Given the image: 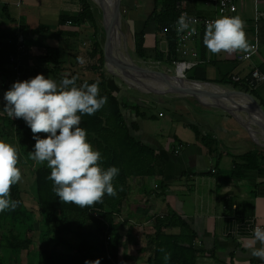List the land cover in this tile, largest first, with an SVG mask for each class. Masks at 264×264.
<instances>
[{
	"label": "crops",
	"instance_id": "crops-1",
	"mask_svg": "<svg viewBox=\"0 0 264 264\" xmlns=\"http://www.w3.org/2000/svg\"><path fill=\"white\" fill-rule=\"evenodd\" d=\"M114 1L118 3L121 33L130 57L132 54L138 58L135 36L141 37L146 53L152 55L157 51L165 55L168 51L166 32L156 24L162 11L161 0ZM258 2L259 9L264 12V0ZM86 5L94 22L88 16L79 23L71 22ZM97 7L93 0H0V110L5 106L4 93L14 77L22 82L42 74L59 83L63 78L74 76L79 86L85 82L89 84L97 78L102 52L107 89L126 100L130 109L138 108L140 118L134 110L127 109L124 119L129 126H135L133 137L150 149L156 159L153 175L132 187L122 205L121 215L127 223L119 226L117 264H148L153 257L151 240L156 219L185 223L186 229L176 223L162 229V235L179 238L183 242L180 245L185 247L190 240L187 233L194 236L191 245L195 264H264L251 256L253 249L261 247L260 242L254 240V228L264 229V157H259V161L241 160L250 153L264 156V136L259 130L252 136L247 131L249 128L241 126L232 116L202 101L191 97L159 99V95H146L109 74L106 43L103 42L106 31L103 15ZM202 16L212 17L213 14ZM262 26L264 19L259 23V52L249 63H236L240 51L234 53V58L221 52L210 60L207 50L206 61L200 60L201 65H217L221 75L231 77L245 76L252 69L259 71L264 63ZM252 33L254 36V24ZM18 44L24 46V54L22 64L15 68L9 63ZM49 50L58 53V73L52 74L50 63L44 61ZM139 60L143 64L140 66L155 72L146 65L154 61ZM160 66L168 68L163 63ZM215 81L206 82L216 84ZM254 92L258 97L255 102L259 105L261 101L264 105V84ZM161 106L173 114L166 115V109ZM261 109L264 113V106ZM149 111L156 113L148 114ZM0 116L8 118L6 113ZM241 117L253 124L246 115ZM8 123H5L7 129ZM17 125L19 133H12L13 138L5 142L18 148L19 164L23 165L21 141L27 142L29 152L35 141L22 119ZM38 135L43 138L47 134ZM39 168L49 169L46 163L36 169L20 168L22 182L17 185L25 183L31 189L34 172ZM29 190L26 196H30ZM21 193L24 195L22 190ZM45 244L37 243V250ZM75 248L64 250V246L63 250L74 253ZM34 257L33 254L30 258Z\"/></svg>",
	"mask_w": 264,
	"mask_h": 264
},
{
	"label": "trees",
	"instance_id": "trees-1",
	"mask_svg": "<svg viewBox=\"0 0 264 264\" xmlns=\"http://www.w3.org/2000/svg\"><path fill=\"white\" fill-rule=\"evenodd\" d=\"M182 2H186L188 11L194 13V7L200 0H161L162 11L156 18V24L158 28L166 32L167 53L165 55L157 51L152 55L146 53L143 50L141 37L135 36V51L139 59L144 61L150 59L166 64L168 67L174 65L178 58L174 53L176 40L173 25L179 18V5ZM85 16L94 22L88 5L83 6L82 13L71 22L84 21ZM261 34V39L264 40V26L261 27ZM195 49L199 60L205 62L207 48L203 45V36L196 42ZM16 54L15 50L13 55ZM44 61L50 63L52 74L58 73L60 63L55 50L47 51V58ZM104 62L105 58L101 52L97 78L91 83L99 82L100 95L107 97V103L94 115L82 116L80 127L87 131L88 142L102 154L101 166L104 169L112 166L119 169L118 176L113 180L117 195L114 197L106 195L101 203L90 207L81 208L75 204H66L61 202L53 191L52 181L48 179L51 170L45 168L35 170L33 175L35 190L33 191L37 214L33 210L28 212L25 210L18 185H13L11 188V199L18 202L17 208L14 211L0 214V241L2 240L0 264H29L32 259L30 254L33 252H35L33 259L36 260V264H85L86 260L95 261L97 259L101 261V264H117L120 235L119 225L114 222L113 216L121 215L122 205L131 193L132 187L140 183L142 179L153 175L156 159L150 149L133 137L136 128L134 125L129 126L124 119V110L127 109L134 110L136 117L140 118L138 108L130 109L126 100L114 96L107 89L106 78L102 72ZM259 71L264 74V63L259 66ZM72 77L74 76L66 78L71 79ZM204 79L203 76L195 80L206 82ZM76 83L79 87L77 79ZM215 83L231 87L234 91L249 94L253 99H258L254 90H250L245 85L233 83L231 76L220 74ZM159 99H163L162 96L159 95ZM259 103L260 107L264 106L261 101ZM6 122L10 124L8 129L5 126ZM18 123L10 117L5 119L0 116V140L12 139L14 132L18 134ZM259 157L264 156L250 153L243 156L241 160L259 161ZM91 212L97 213L101 220L92 217ZM176 223L181 228L185 226V223L180 220L176 222L173 219H156L155 234L151 240L153 257L148 264H195V252L191 245L194 236L187 233L190 240L185 243V247L180 245L183 242L179 238L162 235V229L175 226ZM106 230H109L108 234L111 237L107 245L105 243ZM34 238L38 239L37 243H46L45 246L35 251ZM72 242L76 244L73 245ZM64 246H66L64 250L76 247L74 253L65 252ZM166 254L170 256L167 261L164 259Z\"/></svg>",
	"mask_w": 264,
	"mask_h": 264
},
{
	"label": "clouds",
	"instance_id": "clouds-1",
	"mask_svg": "<svg viewBox=\"0 0 264 264\" xmlns=\"http://www.w3.org/2000/svg\"><path fill=\"white\" fill-rule=\"evenodd\" d=\"M198 21L182 13L176 21V31L196 34ZM245 21L239 16H223L207 23L203 45L212 54L221 52L247 53L250 44L246 38ZM5 106L0 114L22 119L30 129L35 144L29 157L36 164H45L51 170L48 179L59 200L81 208L101 203L104 197H114L117 190L113 180L119 169H104L102 154L87 140V131L80 127L84 115H94L107 103L100 95L99 82L76 86V77L57 81L38 74L34 78L15 82L4 93ZM47 134L43 138L38 135ZM18 148L0 140V214L14 211L18 202L11 199V188L22 182ZM255 241L261 247L251 256L264 262V229L254 230ZM161 251H164L161 249ZM165 261L170 259L164 256ZM85 264H101L99 259Z\"/></svg>",
	"mask_w": 264,
	"mask_h": 264
},
{
	"label": "water",
	"instance_id": "water-1",
	"mask_svg": "<svg viewBox=\"0 0 264 264\" xmlns=\"http://www.w3.org/2000/svg\"><path fill=\"white\" fill-rule=\"evenodd\" d=\"M95 1L103 15L109 74L146 95L197 99L232 116L241 126L249 128L247 131L252 136H254L253 132L257 134L258 130L264 136V113L251 96L240 92H229L214 83L155 74L156 72L153 73L148 68L140 66L141 63H135L127 51V45L121 33V14L117 1ZM241 115H246L253 124L245 121Z\"/></svg>",
	"mask_w": 264,
	"mask_h": 264
},
{
	"label": "built area",
	"instance_id": "built-area-1",
	"mask_svg": "<svg viewBox=\"0 0 264 264\" xmlns=\"http://www.w3.org/2000/svg\"><path fill=\"white\" fill-rule=\"evenodd\" d=\"M207 7H211L213 11V16H202L194 13H190L187 9V3L182 2L179 5V16L182 13H187L188 16L196 18L198 23L194 25L196 28V34L189 35L187 31L184 33H180L176 31V22L174 24V35L176 40V46L174 49V53L177 55V61L174 63L172 67L168 68H161L160 63H148L152 66H149L151 70H155L158 72L162 70L163 74L175 76L180 79H186V72L192 70L202 64L199 60L198 53L196 51L195 44L201 36H204L207 23L210 21H214L219 19L223 16L233 17L237 15V1L238 0H200ZM264 19V12L259 9V2L258 0H253V24H254V36L252 37V42L250 44V50L245 53L240 51L236 55V63L239 65L249 63L252 58L258 54L260 49V42H259V23ZM189 45H192L193 49L189 48ZM24 54V46L21 44L17 45V54L15 57L10 59V65L17 68L22 64V55ZM153 67V68H152ZM231 81L233 83L242 84L248 87L250 90H255L264 84V75L259 72L257 69L250 70L245 76H232ZM15 82H20L18 77H14L11 82L9 89L11 88L12 84ZM12 119V118H11ZM15 123H18L19 119H12ZM156 187V186H155ZM91 216L100 219L99 215L95 212H91ZM114 222L119 226L125 225L127 220L124 219L122 215H114L113 216ZM260 227H255V229ZM109 230L105 232V243L106 245L111 241V237L108 234Z\"/></svg>",
	"mask_w": 264,
	"mask_h": 264
},
{
	"label": "rangeland",
	"instance_id": "rangeland-1",
	"mask_svg": "<svg viewBox=\"0 0 264 264\" xmlns=\"http://www.w3.org/2000/svg\"><path fill=\"white\" fill-rule=\"evenodd\" d=\"M93 2H96L95 0H93ZM98 6V5H97ZM97 9L99 11H101V9L99 8V6L97 7ZM237 9H238V12H237V15L236 16H239L243 21H245V33H246V38L247 40H249V38H252L253 36V24H252V18H253V0H238L237 1ZM102 13V11H101ZM194 13L196 14H200V15H212L213 14V11L211 10V7H207L206 4H204L203 2H199L195 5V10H194ZM106 43V40L103 41ZM158 42L160 43V41L158 40ZM106 46V44H105ZM189 48L192 49V45H189ZM195 48V47H194ZM130 49V48H129ZM132 51H130L131 53ZM234 53H228V58H234ZM218 54H212L209 52V58L210 60L214 59V58H217ZM131 59L136 63L140 62V60L136 57H134L132 54H131ZM142 64V63H141ZM143 65V64H142ZM145 65V64H144ZM147 66H152L151 64L149 65L148 63H146ZM207 67H210L207 68ZM153 68V67H152ZM163 68V67H161ZM222 68V67H221ZM220 68V69H221ZM216 70V71H215ZM155 73V72H154ZM155 74H163L162 70L156 72ZM203 74V75H202ZM221 74L220 70L217 69V65H214V64H208L207 66L204 64V65H200L192 70H189L186 72V79H189V80H193L195 81V79H198V78H203L204 76V80L206 81H209V82H212V81H215L218 79V76ZM213 75V76H212ZM212 76V77H211ZM224 89H226L227 91L229 92H232V93H236L238 91H234L231 87H228V86H224L222 87ZM165 108V106H161V108ZM165 114L166 115H172L173 112L170 111V109L168 108H165ZM160 110V109H158ZM157 111V109H156ZM153 113H156L155 111H149L148 114H153ZM21 147H22V156L24 157L25 159V162L23 163V165H20L18 164V167L21 168V169H27V168H33L36 169L38 166H40L41 164H36L34 161H32L29 157V148H28V145H27V142L25 140L21 141ZM25 184V183H24ZM21 185L19 188H20V191L22 190V192L24 193V195H22V198L24 199V208L25 210L28 212L29 210H33V212H35V214H37V207L35 205V194H34V182H33V186L32 188L30 189V186L28 185ZM19 186V185H18ZM30 189V190H29ZM27 190H29L30 192V196H26L25 195V192H27ZM32 194V195H31ZM32 196V197H31ZM37 235V234H36ZM35 240V250H37V240L36 238H34ZM2 241V240H1ZM1 241H0V244H1ZM40 245V243H38ZM35 253V252H33ZM32 254H30V257H32ZM30 259V258H29ZM30 261H33L32 263L30 262L29 264H36V260L35 259H30ZM10 263V262H9ZM12 264V263H10Z\"/></svg>",
	"mask_w": 264,
	"mask_h": 264
},
{
	"label": "bare ground",
	"instance_id": "bare-ground-1",
	"mask_svg": "<svg viewBox=\"0 0 264 264\" xmlns=\"http://www.w3.org/2000/svg\"><path fill=\"white\" fill-rule=\"evenodd\" d=\"M217 90L221 91L219 88H217Z\"/></svg>",
	"mask_w": 264,
	"mask_h": 264
}]
</instances>
